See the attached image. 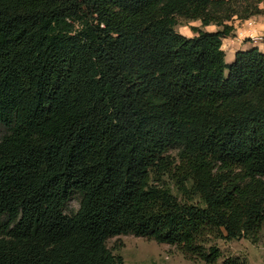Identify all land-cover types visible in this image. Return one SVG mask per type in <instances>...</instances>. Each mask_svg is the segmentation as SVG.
Here are the masks:
<instances>
[{"label": "trees", "instance_id": "obj_1", "mask_svg": "<svg viewBox=\"0 0 264 264\" xmlns=\"http://www.w3.org/2000/svg\"><path fill=\"white\" fill-rule=\"evenodd\" d=\"M262 2L0 0V264H123L119 235L217 264L215 241H258L264 52L226 63L222 40Z\"/></svg>", "mask_w": 264, "mask_h": 264}, {"label": "rangeland", "instance_id": "obj_2", "mask_svg": "<svg viewBox=\"0 0 264 264\" xmlns=\"http://www.w3.org/2000/svg\"><path fill=\"white\" fill-rule=\"evenodd\" d=\"M264 5V2L260 3ZM263 14V13H262ZM198 27L204 31L212 29L213 25L202 26L200 21H186L177 19L175 31L187 37L193 36L190 28ZM233 59H226L231 63ZM2 132L0 131V137ZM168 155L175 156L176 151H169ZM79 207V196L73 195L66 203L64 213L70 215ZM214 244L222 254L223 260L238 259L245 264H264V226L258 241L241 239L233 241L217 240ZM107 249L115 256H120L123 264H204L202 261L185 255L178 247L160 244L145 237L133 235H119L106 242Z\"/></svg>", "mask_w": 264, "mask_h": 264}, {"label": "crops", "instance_id": "obj_3", "mask_svg": "<svg viewBox=\"0 0 264 264\" xmlns=\"http://www.w3.org/2000/svg\"><path fill=\"white\" fill-rule=\"evenodd\" d=\"M259 8L263 10V14L252 17L245 21L235 20L233 22L234 36L222 40V49L225 58L233 59L237 51H244L250 48H257L264 52V5L260 4ZM217 28L206 30L214 32ZM183 36H186L184 34Z\"/></svg>", "mask_w": 264, "mask_h": 264}]
</instances>
